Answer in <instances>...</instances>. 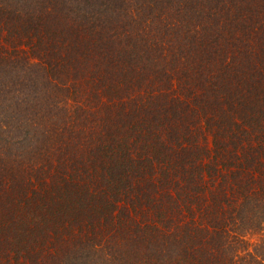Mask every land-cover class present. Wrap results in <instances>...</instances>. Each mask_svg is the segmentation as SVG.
Masks as SVG:
<instances>
[{"label":"trees","instance_id":"trees-1","mask_svg":"<svg viewBox=\"0 0 264 264\" xmlns=\"http://www.w3.org/2000/svg\"><path fill=\"white\" fill-rule=\"evenodd\" d=\"M0 264H264V0H0Z\"/></svg>","mask_w":264,"mask_h":264}]
</instances>
